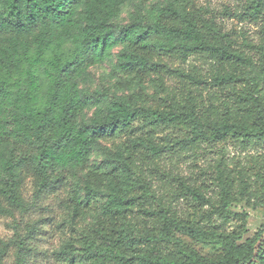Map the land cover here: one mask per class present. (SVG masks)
I'll return each mask as SVG.
<instances>
[{"label":"trees","instance_id":"trees-1","mask_svg":"<svg viewBox=\"0 0 264 264\" xmlns=\"http://www.w3.org/2000/svg\"><path fill=\"white\" fill-rule=\"evenodd\" d=\"M144 1L0 0V218L15 222L27 211L24 187L31 177L39 197L71 186L62 204L73 222L95 212L82 248L69 243L56 253L65 264H254L264 225L246 238L249 212L264 208V185L258 201L240 200L218 168L220 191L213 201L184 177L161 167L164 158L231 139L264 147V98L254 84L237 97L242 115L223 122L199 117L197 89L191 88L203 84L196 60L229 67L251 61L232 48L229 35L213 19L192 10L189 0H164L147 12ZM249 2V16L258 19L264 14V0ZM128 4H136L132 20L117 25L114 21ZM119 47L114 74L141 84L154 78L163 93L173 96L161 99L155 93L151 102L143 98L142 106L126 99L111 101L90 123H81L92 101L78 81ZM241 80L228 72L213 82L224 86ZM173 82L188 90L186 103L170 88ZM166 130L177 133L163 139ZM108 138L124 141L84 176L82 186L78 170ZM142 160L178 184L165 209L145 207L152 183L142 175L145 186L140 185L134 173ZM136 188L141 190L137 196ZM179 198L196 208L193 217L198 208L210 206L225 222L238 219V230L210 232L192 217L181 226L171 219L177 217L172 202ZM12 247L16 264H26L27 242L18 231L9 242L0 240V264Z\"/></svg>","mask_w":264,"mask_h":264},{"label":"rangeland","instance_id":"rangeland-1","mask_svg":"<svg viewBox=\"0 0 264 264\" xmlns=\"http://www.w3.org/2000/svg\"><path fill=\"white\" fill-rule=\"evenodd\" d=\"M163 1L146 0L142 8L144 12H147L152 6L161 4ZM189 1V7L192 10H201L206 18L213 19L222 32L229 35L232 48L251 61V64L245 63L238 67L221 66L201 59L195 62L200 69L203 81L199 89L191 87L197 89L200 104L199 117L211 122L233 121L243 113L237 97L250 85L254 84L264 98V14L258 19L250 17L249 0ZM135 12L136 4H128L122 8L114 22L117 25H126L132 20ZM121 49L122 47L115 49L109 60L92 67L88 71V77L78 81L83 95L92 101V105L80 116L81 123H90L95 112L111 101L126 99L132 100L135 105L142 106L145 105L144 99L147 100L146 102H151L155 93H158L161 99L173 96L171 92L163 93L154 78L141 84L133 77L114 74L113 69ZM228 72L237 73L242 80L233 85L214 84L213 80L216 76ZM171 85L174 86L170 87L171 89H176L180 102L186 103L188 90L184 89V85H180L179 82H173ZM174 132L176 131L166 130L162 134L163 139ZM123 141L124 139L108 138L99 143L87 166L78 170L82 186L84 176L102 165L106 157L115 153ZM161 167L164 172L169 170L184 177L188 183L200 188L206 196L213 198V201L217 200L220 191L216 180L218 168L224 172V177L230 184L232 183V192L238 199L254 203L262 196L264 147L259 145H250L231 139L212 147L186 152L176 156L175 159L164 158ZM134 173L140 185L145 186L141 182L142 175L148 177L152 183L151 193L144 200L145 207L165 209L174 192L177 191V182L162 176L159 170H154L153 166L149 167L145 160L139 161V167L134 168ZM70 188L69 185L67 189L39 197L35 194L36 187L33 179L28 177L24 187L27 211L17 215L16 223L8 217L0 218V240L9 242L15 239L16 231H18L21 238L27 242L26 264H65L56 255L64 245L72 243L78 250L82 248L84 234L93 226L95 212L93 211L81 222H73L72 213L62 204L67 199ZM139 193L141 190L136 188L133 195L137 196ZM172 206L177 211V217L171 219H176L181 226L189 220V217H192L196 224L210 232L229 234L236 232L240 224V221L234 217L231 221L225 222L218 210L210 206L198 208L196 216L193 217L196 208L191 206L189 200L183 198L172 202ZM259 210L249 212L250 232L246 238H252L264 225V208ZM138 232L139 230H136L137 236H139ZM258 249L260 257L254 264H264V259L261 260V256L264 257V236L258 244ZM16 259V249L12 247L3 264H16Z\"/></svg>","mask_w":264,"mask_h":264}]
</instances>
